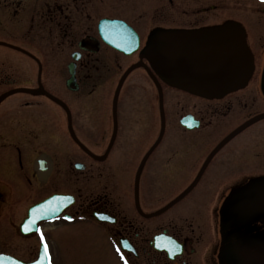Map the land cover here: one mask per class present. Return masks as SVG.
<instances>
[{
    "label": "flooded vegetation",
    "instance_id": "flooded-vegetation-1",
    "mask_svg": "<svg viewBox=\"0 0 264 264\" xmlns=\"http://www.w3.org/2000/svg\"><path fill=\"white\" fill-rule=\"evenodd\" d=\"M0 49V264H60L70 232L110 264L264 262V127L237 129L264 87L164 70L175 52L260 78L264 0H0Z\"/></svg>",
    "mask_w": 264,
    "mask_h": 264
},
{
    "label": "rangeland",
    "instance_id": "rangeland-1",
    "mask_svg": "<svg viewBox=\"0 0 264 264\" xmlns=\"http://www.w3.org/2000/svg\"><path fill=\"white\" fill-rule=\"evenodd\" d=\"M8 54L14 55L12 53ZM254 82L255 80L252 81V83ZM258 109L260 111H264V104H260ZM256 123L255 127L263 128L264 118L262 120H258ZM81 232L83 236L86 235V231L84 229H81ZM58 235H61V233H58ZM60 243L62 247L68 245L69 248L68 250L63 251V255L60 258V264H110L108 261H111V255H105L101 250H99L97 243L94 244L89 240L81 241V238L74 240L71 236V232L63 235Z\"/></svg>",
    "mask_w": 264,
    "mask_h": 264
},
{
    "label": "water",
    "instance_id": "water-1",
    "mask_svg": "<svg viewBox=\"0 0 264 264\" xmlns=\"http://www.w3.org/2000/svg\"><path fill=\"white\" fill-rule=\"evenodd\" d=\"M182 65H187V64H182ZM199 65H203L202 63H200ZM179 77L177 78H180V79H188V80H192V79H199V78H202L201 75H204V74H177ZM216 76V79H227V75L226 74H215Z\"/></svg>",
    "mask_w": 264,
    "mask_h": 264
},
{
    "label": "snow or ice",
    "instance_id": "snow-or-ice-1",
    "mask_svg": "<svg viewBox=\"0 0 264 264\" xmlns=\"http://www.w3.org/2000/svg\"><path fill=\"white\" fill-rule=\"evenodd\" d=\"M117 251H119V249H117ZM45 253H47V246H45ZM127 264V262H126Z\"/></svg>",
    "mask_w": 264,
    "mask_h": 264
}]
</instances>
